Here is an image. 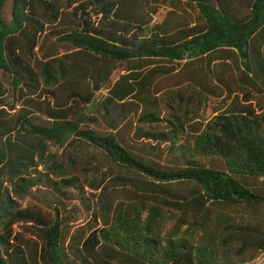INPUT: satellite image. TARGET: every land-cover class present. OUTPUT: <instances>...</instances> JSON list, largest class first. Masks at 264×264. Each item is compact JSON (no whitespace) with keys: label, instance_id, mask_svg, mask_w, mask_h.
<instances>
[{"label":"trees","instance_id":"1","mask_svg":"<svg viewBox=\"0 0 264 264\" xmlns=\"http://www.w3.org/2000/svg\"><path fill=\"white\" fill-rule=\"evenodd\" d=\"M6 2L0 264L264 255V0Z\"/></svg>","mask_w":264,"mask_h":264},{"label":"rangeland","instance_id":"2","mask_svg":"<svg viewBox=\"0 0 264 264\" xmlns=\"http://www.w3.org/2000/svg\"><path fill=\"white\" fill-rule=\"evenodd\" d=\"M11 2L12 0H7V2L5 3V5L3 6V10H2V19L4 21V23L8 24L10 22V7H11ZM167 11V8L161 7L158 9L157 14L153 17V22L154 23H159L165 13ZM123 72H121L120 70H116L113 72L112 76H111V81L114 82L118 75L122 74ZM178 74L181 75V72H178ZM171 78V77H170ZM174 79V78H171ZM171 86V82L168 81H163L159 83V88H161L162 90H166L167 87ZM185 86V84H184ZM6 87L8 88V85H6ZM103 93H105V91H102ZM12 96L10 94L7 95L6 99L7 100H11ZM208 116H210V112L207 114ZM89 177L92 178L93 175L88 174ZM85 190L90 193L91 190L88 186H85ZM85 222L83 221V217L77 218L76 219V225H83ZM264 255L261 256L260 258H258L256 261H254L252 264H261V262L263 261Z\"/></svg>","mask_w":264,"mask_h":264},{"label":"crops","instance_id":"3","mask_svg":"<svg viewBox=\"0 0 264 264\" xmlns=\"http://www.w3.org/2000/svg\"><path fill=\"white\" fill-rule=\"evenodd\" d=\"M261 264H264V258H263V261L261 262Z\"/></svg>","mask_w":264,"mask_h":264}]
</instances>
